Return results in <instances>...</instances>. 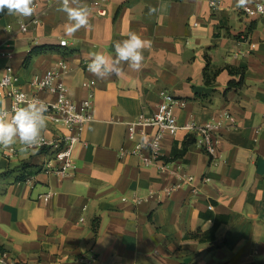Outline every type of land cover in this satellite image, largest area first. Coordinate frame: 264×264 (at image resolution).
Masks as SVG:
<instances>
[{
	"label": "crops",
	"instance_id": "0c3cea01",
	"mask_svg": "<svg viewBox=\"0 0 264 264\" xmlns=\"http://www.w3.org/2000/svg\"><path fill=\"white\" fill-rule=\"evenodd\" d=\"M92 1L81 0L90 27L72 37L64 34L69 21L58 0H36L41 21L27 32L20 28L24 17L0 18L6 52L0 76L11 71L23 90L54 100L55 93L31 81L66 61L67 96L80 104L92 93L94 116L75 146L73 173L45 171L48 147L21 151L17 142L14 155L0 153V254L20 264H264V16L243 13L256 0L242 7L238 0H108L106 15L90 8ZM129 32L152 42L140 70L121 62L119 77L91 74L89 53L115 58L114 43ZM86 80L96 81L92 92ZM162 90L186 101L175 110L180 124H202L225 111L235 117L221 130L218 165L199 136L185 150L193 134L165 133L163 159L195 177L171 194L177 176L122 154L136 143L127 137L128 123L152 115ZM144 130L148 136L139 129L137 139L147 142L156 128ZM64 133L47 121L42 136ZM25 162L32 172L27 180L15 181L17 172L1 177ZM49 191L54 194L44 201L40 196Z\"/></svg>",
	"mask_w": 264,
	"mask_h": 264
},
{
	"label": "built area",
	"instance_id": "2783aa9c",
	"mask_svg": "<svg viewBox=\"0 0 264 264\" xmlns=\"http://www.w3.org/2000/svg\"><path fill=\"white\" fill-rule=\"evenodd\" d=\"M108 0H93L91 7L98 15L107 14ZM213 6L216 4L212 3ZM38 3L34 0L35 12L30 17H24L20 21V28L27 32L30 25L40 23V16L36 13ZM243 13L247 17L264 16V0H256L252 5H246L243 8ZM61 46L67 45V40L60 41ZM6 52L0 49V56H5ZM69 71V66L66 61H61L57 67L49 69L41 75H35L31 83L39 90H45L55 93L57 96L54 100L42 99L36 93H29L18 86L17 77L11 71L0 76V99L9 101L8 107L1 106L0 110L11 111L13 105L20 100L38 98L43 101L48 108L45 113L47 121L50 123L67 129V133L57 136L53 140H48L42 136V142L37 147H48L52 155V160L45 165V171L48 173H56L58 175H67L73 173L77 169V164L74 157V149L78 142L81 141V135L88 122L94 119L93 102L90 98L84 100L80 104L70 99L67 94V86L63 80V76ZM96 85L95 80H86L83 86L92 92ZM19 106H24L20 104ZM186 106V101L175 97L172 93L162 90L160 91V104L157 110L150 116L141 115L137 119L128 123L127 137L131 141H136L135 146L131 151L122 149V154H137L141 157L145 165H152L159 168L163 172H169L179 178V181L167 189V193L171 194L173 190L181 188L185 185H191L195 177L184 173L182 165L178 164L174 167L170 166L169 161L163 159L161 154L162 141L165 133L177 134L180 130H185L188 133L199 136L198 144L205 150L213 161L214 165L219 163V145L222 139L221 130L228 122L235 123V117L230 112H223L219 118L209 120L205 123H197L193 120L180 124L175 113L176 108ZM152 126L156 128V132L151 135L147 142L139 141L137 135L139 129L143 136H148L144 128ZM155 148V149H154ZM146 150V151H145ZM0 153L14 155L15 147L8 149L0 148ZM205 181H210L209 177L204 178ZM196 190V189H195ZM54 192L49 191L40 197L44 201H48ZM135 201L139 202L140 197H135ZM82 260L91 262L94 258L87 259L82 257ZM0 264H20L15 258L8 254H0Z\"/></svg>",
	"mask_w": 264,
	"mask_h": 264
},
{
	"label": "clouds",
	"instance_id": "9594fccd",
	"mask_svg": "<svg viewBox=\"0 0 264 264\" xmlns=\"http://www.w3.org/2000/svg\"><path fill=\"white\" fill-rule=\"evenodd\" d=\"M60 11L67 15L64 34L72 37L82 28L90 27V9L81 0H58ZM249 0H238L242 7ZM30 17L34 14V0H0V13ZM152 42L136 32H129L127 38L114 43L115 58L100 52L89 53L88 71L98 79L112 75H123L121 62H126L133 71L140 70L144 60L143 51L151 48ZM23 104L24 106H19ZM45 103L38 98L20 100L11 111L0 110V148L8 149L17 142L21 151H27L42 142V133L47 127ZM155 149V148H154Z\"/></svg>",
	"mask_w": 264,
	"mask_h": 264
},
{
	"label": "trees",
	"instance_id": "16d2710c",
	"mask_svg": "<svg viewBox=\"0 0 264 264\" xmlns=\"http://www.w3.org/2000/svg\"><path fill=\"white\" fill-rule=\"evenodd\" d=\"M7 14V10H5V13H0V18L4 17L5 15ZM41 51L43 50L42 47H39V48H35L31 51L34 52V51ZM231 72H239L238 69H231ZM243 72L242 71V76H243ZM234 85L236 86H241L242 85V81L241 82H234ZM196 142V137L194 135H189L188 138H187V141L185 142V150L192 144H194ZM184 153V152H183ZM31 168V165L30 163L28 162H25V163H22L20 166H18L16 169H13V170H10V171H7L5 173H3L1 175V177H4V176H12L15 172H17V174L15 175V181H25L27 180L28 178H30V176L32 175V172L29 170ZM12 174V175H11Z\"/></svg>",
	"mask_w": 264,
	"mask_h": 264
}]
</instances>
